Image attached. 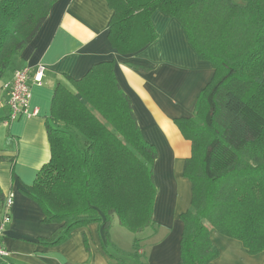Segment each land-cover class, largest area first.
<instances>
[{
    "label": "trees",
    "instance_id": "obj_1",
    "mask_svg": "<svg viewBox=\"0 0 264 264\" xmlns=\"http://www.w3.org/2000/svg\"><path fill=\"white\" fill-rule=\"evenodd\" d=\"M56 1L0 0L1 89L13 58L35 38ZM106 2L112 10L108 37L120 54L158 39L152 15L159 10L180 22L200 59L214 68L193 115L175 119L192 142L184 174L193 188L191 207L181 215L178 264H209L220 255L209 226L242 241L249 253L264 251V0ZM48 137L51 158L26 193L43 209L44 222L60 226L39 243L56 247L75 229L99 223L112 244L115 216L135 234L154 226L157 152L141 133L114 60L56 87ZM4 200L0 188V211ZM132 256L151 264L138 239Z\"/></svg>",
    "mask_w": 264,
    "mask_h": 264
},
{
    "label": "crops",
    "instance_id": "obj_2",
    "mask_svg": "<svg viewBox=\"0 0 264 264\" xmlns=\"http://www.w3.org/2000/svg\"><path fill=\"white\" fill-rule=\"evenodd\" d=\"M243 4L245 0H233ZM112 16L106 0H57L35 38L12 60L1 84L17 69L31 70L30 107L38 114L9 120L8 94L0 88V188L13 194L11 222L4 236L9 255L0 262L13 264H112L116 258L138 264L132 256L134 241L151 264H178L184 229L181 219L192 203L191 180L184 174L192 156V142L175 119L191 117L201 91L214 75L211 62L202 60L190 45L180 22L159 10L152 21L158 39L133 54H120L108 37ZM115 61V74L130 97L143 137L157 157L154 179V226L135 237L114 223L109 244L102 225L75 229L56 247L39 243L51 237L59 224L44 222V211L26 193L39 170L51 158L48 119L56 87L79 79L91 67ZM41 82L34 80L39 67ZM210 227L220 255L209 264H264V251L249 253L243 242ZM126 229V228H125ZM127 230V229H126Z\"/></svg>",
    "mask_w": 264,
    "mask_h": 264
},
{
    "label": "built area",
    "instance_id": "obj_3",
    "mask_svg": "<svg viewBox=\"0 0 264 264\" xmlns=\"http://www.w3.org/2000/svg\"><path fill=\"white\" fill-rule=\"evenodd\" d=\"M44 67L40 66L34 75V80L41 82ZM31 70L27 67L17 69L10 81L2 85V90L8 94L9 120H17L23 116L38 114L37 110H32L30 102L32 98V89L30 85ZM13 204V194L5 197L2 209L0 211V259H5L9 255L4 244V236L8 225L11 222V208Z\"/></svg>",
    "mask_w": 264,
    "mask_h": 264
},
{
    "label": "rangeland",
    "instance_id": "obj_4",
    "mask_svg": "<svg viewBox=\"0 0 264 264\" xmlns=\"http://www.w3.org/2000/svg\"><path fill=\"white\" fill-rule=\"evenodd\" d=\"M114 223H117L118 225H120L119 222H118V218H117V216L114 217ZM121 227H122V226H121ZM123 229H124L123 231H126V233H128V235H130V234H129L130 232H129L128 230H126L125 228H123ZM132 234H133V233H132ZM135 235H136V234H134L133 236L135 237Z\"/></svg>",
    "mask_w": 264,
    "mask_h": 264
}]
</instances>
